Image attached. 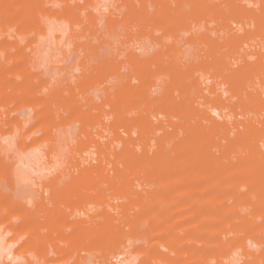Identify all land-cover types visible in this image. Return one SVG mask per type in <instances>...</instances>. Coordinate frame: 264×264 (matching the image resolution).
<instances>
[{"label": "rangeland", "instance_id": "obj_1", "mask_svg": "<svg viewBox=\"0 0 264 264\" xmlns=\"http://www.w3.org/2000/svg\"><path fill=\"white\" fill-rule=\"evenodd\" d=\"M0 264H264V0H0Z\"/></svg>", "mask_w": 264, "mask_h": 264}, {"label": "bare ground", "instance_id": "obj_2", "mask_svg": "<svg viewBox=\"0 0 264 264\" xmlns=\"http://www.w3.org/2000/svg\"><path fill=\"white\" fill-rule=\"evenodd\" d=\"M1 246V245H0Z\"/></svg>", "mask_w": 264, "mask_h": 264}]
</instances>
